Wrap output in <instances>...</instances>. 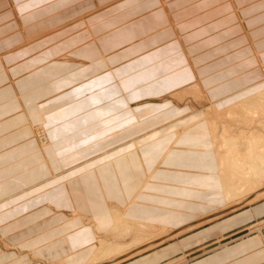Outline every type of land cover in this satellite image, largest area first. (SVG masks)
Segmentation results:
<instances>
[{
    "label": "crops",
    "instance_id": "0c3cea01",
    "mask_svg": "<svg viewBox=\"0 0 264 264\" xmlns=\"http://www.w3.org/2000/svg\"><path fill=\"white\" fill-rule=\"evenodd\" d=\"M263 79L264 0H0V264H264V197L224 207L173 98ZM112 210L164 237L99 242Z\"/></svg>",
    "mask_w": 264,
    "mask_h": 264
},
{
    "label": "rangeland",
    "instance_id": "374dc122",
    "mask_svg": "<svg viewBox=\"0 0 264 264\" xmlns=\"http://www.w3.org/2000/svg\"><path fill=\"white\" fill-rule=\"evenodd\" d=\"M261 86H264V79L261 83L251 86L250 87L251 90L249 91L246 90L247 92L245 93L247 94H242V96H244L245 98L244 97L241 98L240 96L239 101H238V97L236 98V96H239L238 95L239 93L237 94V92L235 94L226 96L225 98H227L229 103L226 102V105L224 106H218L216 105L217 103L206 101L204 94L201 93L200 91H199V94L202 96H200L198 93H197L198 95H194L196 94L194 93L195 92L194 90L195 88H193L194 86L189 87V90L191 88V90L194 91V92L189 91L193 93L192 95H194V96L190 95V97L192 98L194 97V98L191 103L190 101H187V104L191 106L190 111L191 110L195 111L194 113H198L197 115L199 117V119L194 118V120H191L190 122L191 125L190 124L189 125L194 126L196 123L202 125V128H203L202 132L204 131L203 134L205 136V138L202 137L203 138L202 148L210 152V156H211L210 159L212 161V164H214V170L216 173V175L214 176H216V178L219 176V174L217 176V172H220L219 166L222 164L220 159L222 160L224 159L226 161L224 164L229 163L228 165H230V167L228 168V171L229 169L231 170V167L233 169L231 170L232 172L230 171L231 175H229L230 177L228 176L227 179L228 181L230 179V182L232 181L228 190H233L234 192H232L231 194H228L226 191V188L228 187L225 188L219 185H215V187L217 186L216 188L217 193H219L220 191L219 194H221L220 196L222 198V202H224L225 204L224 207L225 206L227 208L231 207L228 209H237L259 198L264 197V164H259L258 162L257 164H253L252 162H250L252 160L246 159L248 155V152L246 151H248L249 148L251 150L253 149L251 151L253 152L252 154L253 157L254 156L258 157L257 155H260V156L262 155L264 157V93H263L264 90H262L264 89V87L261 88ZM255 88L257 89V92L255 93L257 94L256 96L255 94H253L254 91H256ZM196 91H198V87ZM240 91L241 90H239L238 92ZM249 92H250V95H249ZM260 93L262 94L259 95ZM233 95H235V99ZM258 95L261 98H258L259 97ZM195 96H196V100H195ZM197 120H199V122ZM258 121L261 123L259 124ZM189 125L187 126L190 128ZM187 126L185 127V129L188 128ZM32 127H33L32 138L34 140L36 139L35 142L40 146L41 144V143L39 144L40 139H42L43 142L47 140L45 129L43 125H39V124L33 125ZM37 129H39L40 131L39 130L37 131ZM176 130H177L176 126L172 123V124H168V128H165L158 133H162L163 131L165 133L166 141H169V137H170V140L174 143L175 142L174 139L176 137L175 135L178 136V133H177L178 130L177 131ZM183 130L184 129H182V131ZM155 133L156 132H153L149 135L151 136L153 134L152 137H154ZM173 136L175 137L173 138ZM38 139L39 141L37 142ZM45 144H46V141L43 143V147H45L44 146ZM47 144H48V141H47ZM130 145H133L131 146L133 150L134 142L124 145L125 149L129 148ZM119 149H123V146L114 150L115 152L113 151V153H108L104 155L103 157H106L108 155L110 158H112L121 153L122 154L126 153L123 151L122 152L119 151L116 154V151H118ZM260 150H262V152ZM236 157L239 160L237 159L234 160V158ZM110 158H106L105 160H108ZM252 168H253V171H252ZM221 170H222L221 173L224 174L225 170L223 169ZM226 171H227V168H226ZM228 171L226 173H229ZM253 172L256 174L257 172L259 174L261 173V175L263 174V176L261 177V175L260 176L251 175ZM249 188L251 189V192L252 193L255 192V194H252L248 190ZM252 188L254 190H252ZM247 192H249L250 194ZM118 213L120 212H118L117 210H112V222L113 223L107 234V237L109 238L100 237L98 239L99 242L106 241L109 244L118 243V244L127 245L128 243L132 242L134 239L133 243L136 242V244H132L133 245L132 247H134L139 244H142V242L144 243L145 240H150V242H152V240L156 241L164 237L163 232L166 229L164 226L157 227L156 225H152V224H145L146 226H139L137 224L132 223L129 219L125 218L123 215H122L124 217L123 220H119L120 216L117 215ZM115 237H118L119 239L115 240ZM127 237H131L129 238L130 240L127 243L121 241V239L123 240L124 238H127ZM148 243L149 242H145V244H148ZM103 248L104 246H102V249ZM127 250H129V248L127 249L123 248L122 251L126 252ZM119 255L120 253L118 254L113 253L109 257L110 259L111 258L113 259L115 256H119Z\"/></svg>",
    "mask_w": 264,
    "mask_h": 264
},
{
    "label": "bare ground",
    "instance_id": "6f19581e",
    "mask_svg": "<svg viewBox=\"0 0 264 264\" xmlns=\"http://www.w3.org/2000/svg\"><path fill=\"white\" fill-rule=\"evenodd\" d=\"M104 81H105L106 84L109 83L110 79H109L108 75H106V78L104 79ZM111 84H112V83H111ZM114 84H115V83H114ZM262 87H264V86H261V88H262ZM193 88H195V89H194L195 92H194L193 90H191V88H190V90H189V88H187V89H184V90L179 91L178 93L174 94V95H173V98H175L176 100H182L185 96H189V97H190V95H191V96L198 95V94H199V89H198V91H196V90H197V86H196V87L194 86ZM193 88H192V89H193ZM259 88H260V87H259ZM246 90L249 91V90H251V88H248V89L242 90V91H240V92H237V94L239 93V94H238L239 96H236V98L238 97V101H239L240 96H241V98L244 97V96H242V94H247V93H245V92H247ZM253 90H254V89H253ZM255 90H256V91H254L253 94H255V93L257 92V89H256V88H255ZM262 90H264V89H262ZM189 91H192V92H194V93H196V94L192 95L193 93H191V92H189ZM259 92H260V90H259ZM197 93H198V94H197ZM263 93H264V91H263ZM240 94H241V95H240ZM261 94H262V93H260L259 95H261ZM199 95H200V94H199ZM249 95H250V92H249ZM256 95H257V94H255V96H256ZM259 95H258V96H259ZM200 96H202V95H200ZM233 96H234V99H235V95H233ZM251 96H252V95H251ZM198 97H199V96H198ZM248 97H249V96H248ZM248 97H246V98H248ZM191 98H192V97H191ZM193 98H194V97H193ZM193 98H192V99H193ZM244 98H245V97H244ZM258 98H261V97L259 96ZM258 98H257V99H258ZM262 98H263V97H262ZM226 99H227V98H226ZM195 100H196V96H195ZM236 100H237V99H236ZM240 100H241V99H240ZM258 101H259V100H258ZM235 102H237V101H235ZM228 103H229V102H228ZM255 104H256V103H255ZM216 105H217V104H216ZM216 105H215V106H216ZM212 107H213V106H212ZM144 108H145V107H144ZM206 110H207V109H206ZM210 110H211V109H210ZM204 111H205V110H204ZM209 112H210V111H209ZM212 112H213V111H212ZM195 114H196V113H195ZM195 120H196V119H195ZM197 121L199 122V120H197ZM209 121H210V120H209ZM258 122H259V121H258ZM260 123H261V122H259V124H260ZM192 124H193V123H192ZM37 128H38V127H37ZM202 129H203V128H202ZM38 130H39V129H37V131H38ZM41 130H42V129H41ZM39 131H40V130H39ZM35 132H36V131H35ZM162 132H163V131H162ZM203 132H204V131H203ZM40 135H41V134H40ZM152 135H153V134H152ZM152 135H151V136L148 135V138H153ZM154 135H155V134H154ZM209 135H210V134H209ZM38 136H39V135H38ZM175 136H176V137H175ZM175 136H173V138L175 137L174 140H175V142H177V140H178V136H177V135H175ZM203 137L205 138L204 134H203ZM39 138H40V137H39ZM208 138H209V137H208ZM35 140H36V139H35ZM148 140H149V139H148ZM174 140H173V141H174ZM202 140H203V138H202ZM38 141H39V139L37 140V142H38ZM45 141H46V144H47V140H45ZM45 141H44V142H45ZM157 141H158V140H157ZM44 142H43L42 139H40L39 144H40V143L42 144V145L40 144V147H43V143H44ZM205 142H206V141H205ZM46 144H45L44 146H46ZM131 146H133V145H130L129 148H127V149H125V147L123 146V149H119L118 151H116V154H117L119 151H121V152H122V151H123V152H129V151H131V150H132ZM155 146H156V145H155ZM202 147H203V146H202ZM233 147H234V146H233ZM233 147H232V148H233ZM152 148H153V147H152ZM150 149H151V148H150ZM224 149H225V148H224ZM233 149H234V148H233ZM141 150H142V149H141ZM209 150H210V148H209ZM252 150H253V149H252ZM252 150L249 148L248 151H246V152H248V155H247L246 159H247V160H249V159L252 160V161H250V162H252L253 164H257V162H258L259 164H264V157H263L262 155H261V156H260V155H257L258 157H255V156L253 157V155H252L253 152H251ZM220 151H221V150H220ZM220 151H219V152H220ZM237 151H238V150H237ZM260 151L262 152V150H260ZM114 152H115V151H114ZM221 152H222V151H221ZM261 152H260V153H261ZM112 153H113V152H112ZM121 154H122V153H121ZM119 155H120V154H119ZM106 158H110V157L107 155L106 157H103L102 159L105 160ZM227 159H228V158H227ZM235 159H237V157L234 158V160H235ZM218 160H219V159H218ZM234 160H233V161H234ZM237 160H239V159H237ZM237 160H236V161H237ZM220 161L222 162V164L219 166L220 169L218 168V169L220 170V172H217V176H218V174H219V176H218L217 178H216V176H215V178H214V183H213V184H214V185H219V186H222V187H225V188L228 187V188H226V191H227L228 194H231V193L234 192V191H233V190H228V189H229V187H230L232 181L230 182V179H229V181H228L227 178H228L229 175H231V174H230V171L233 170V169H232V167H231V170L229 169V171H228V168L230 167V165H228L229 163L224 164V163L226 162L224 159H223V160L220 159ZM227 162H228V160H227ZM238 163H239V162H238ZM252 163H251V164H252ZM233 164H234V163H233ZM231 165H232V164H231ZM234 166H235V165H234ZM253 166H254V165H253ZM226 168H227V171H228L229 173H226V172H227V171H226ZM253 168H254V167H253ZM253 168H252V171H253ZM256 168H257V167H256ZM218 169H216V170H218ZM221 169L225 170V172L223 171L224 174L221 173V171H222ZM249 171H250V170H249ZM231 172H232V171H231ZM225 173H226V175H225ZM221 174H222V175H221ZM232 174H233V173H232ZM214 175H216V173H215ZM251 175H259V176H260L261 173L259 174V173L257 172V174H256V173L253 172ZM249 176H250V175H249ZM262 176H263V174L261 175V177H262ZM229 177H230V176H229ZM258 178H260V177H258ZM262 179H263V178H262ZM245 182H247V181H245ZM245 186H246V185H245ZM216 188H217V186H216ZM219 188H220V187H219ZM248 190L251 192V189H250V188H249ZM248 190H247V191H248ZM252 190H254V189L252 188ZM224 191H225V190H224ZM226 191H225V192H226ZM235 192H236V191H235ZM219 193H220V191H219ZM219 193H218V194H219ZM227 193H226V194H227ZM247 193H249V192H247ZM251 193H252V192H251ZM258 193H259V192H258ZM258 193H257V194H258ZM235 194H236V193H235ZM249 194H250V193H249ZM252 194H255V192L252 193ZM219 195H221V194H219ZM250 196H251V195H250ZM248 198H249V197H248ZM117 215L120 216L119 220H123L124 217L122 216V214L118 213ZM115 218H116V217H115ZM126 221H127V220H126ZM128 222H129V221H128ZM145 226H146V225H145ZM147 226H148V225H147ZM127 231H128V229H127ZM127 231H126V232H127ZM126 235H127V234H126ZM99 245H101V244H99ZM102 246H103V245H101V248H102ZM112 249H114V248H112ZM114 252H115V251H114ZM112 253H113V252H112ZM115 253H116V252H115ZM116 254H117V253H116Z\"/></svg>",
    "mask_w": 264,
    "mask_h": 264
}]
</instances>
